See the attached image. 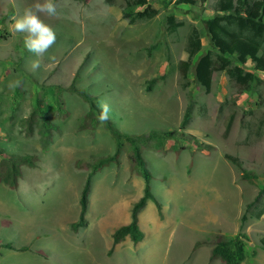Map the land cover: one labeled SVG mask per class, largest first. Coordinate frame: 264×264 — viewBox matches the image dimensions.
<instances>
[{"label": "rangeland", "instance_id": "rangeland-1", "mask_svg": "<svg viewBox=\"0 0 264 264\" xmlns=\"http://www.w3.org/2000/svg\"><path fill=\"white\" fill-rule=\"evenodd\" d=\"M194 1L187 5L177 0H147L155 15L128 24L121 19V11L141 9L125 8L123 0H53L56 14L38 15L54 30L56 40L36 55L24 47L27 33L16 32L12 26L25 9L43 0H0V158L7 154L37 156L33 168L20 167L15 190L4 187L0 179V244L26 248L22 252L0 249V264H222L211 259L209 252L221 236L229 235L203 234L222 210L219 195L225 190L222 183H211L214 173L232 176L235 194L241 198L236 233L243 232L247 241L240 264H264V251L258 246L264 223L248 218L240 227L239 221L264 172V74L253 71L250 62L241 65L229 58L230 66L258 79L238 95L242 88L218 70L219 54L209 44L201 23L213 16L215 0ZM170 16L178 24L172 31L166 22ZM191 29L198 34L200 51L191 57L182 78L178 67L186 58ZM205 52L213 68L207 90L193 77L195 62ZM33 61H39L38 69L32 68ZM151 78L155 82L146 92ZM70 85L95 102L96 98L104 101L108 119L121 132L175 131L174 138H160L164 153L144 150L141 154L153 176L150 191L160 203L161 218L155 217L162 226L152 225L154 206L147 201L150 204L142 213L145 241L132 246L124 240L109 256L110 234L127 221L128 206L136 200L139 184L134 182L128 152L122 148L115 163L97 171L87 197L85 226L75 233L70 230L77 220L78 197L89 166L113 152L101 123L91 134L76 131L88 108L68 91ZM188 102L192 104L191 120L183 133L192 135L193 142L180 139L177 128ZM229 115L230 128L223 136ZM42 116L57 128L50 133V144L53 138L54 143L45 154L37 134ZM180 146L184 148L178 153L171 151ZM223 154L240 159L242 170L256 175L255 180L241 181L239 171L223 160ZM261 206L262 202L247 214ZM181 233L209 240L193 246L207 247L202 262H194L193 249L176 250L184 245L182 241L179 246L173 244L171 238Z\"/></svg>", "mask_w": 264, "mask_h": 264}, {"label": "trees", "instance_id": "trees-1", "mask_svg": "<svg viewBox=\"0 0 264 264\" xmlns=\"http://www.w3.org/2000/svg\"><path fill=\"white\" fill-rule=\"evenodd\" d=\"M111 3L112 0H104ZM204 2L205 0H200ZM125 8L135 6L139 11H121V19L126 20L128 24H132L137 20L150 19L155 15V10L149 7L147 0H123ZM194 0H177V3L192 5ZM213 16L201 21L205 35L209 44L218 52L216 64L219 71H224L227 78L236 87L242 88L238 91V95L245 93L252 82L258 79L250 73L243 72L237 66H230L229 58H234L237 63L243 65L246 62L253 64V71L264 74V0H215L212 4ZM168 29L174 30L177 23L173 22L170 16L166 19ZM151 48V47H150ZM149 48V49H150ZM200 51V40L195 29H191L186 38V58L179 63V72L182 78L185 77L186 70L190 65V59ZM212 62L209 52L200 55L195 62L193 69L194 80L200 84L205 90L209 87L210 75L212 72ZM155 78H151L146 82L144 90L151 91ZM58 88V87H56ZM68 91L77 95L87 105V112L83 116L80 123L76 126V131L87 132L91 134L94 127L101 123L102 128L108 133L112 143L113 152L110 155L98 157L95 162L89 166V172L86 174L82 188L78 197V215L77 220L70 225L72 232L85 226V213L87 207V197L90 188V181L95 172L104 166L115 163L117 156L122 148L128 152L127 159L131 170L142 181L141 195L130 206L129 221L127 224L120 225L110 234V248L107 251L109 256L114 246L122 243L125 238L128 239L132 246H135L143 239V233L138 228L137 214L144 207L146 201H151L156 209L158 218H161L160 204L153 198L150 193L149 181L152 179L150 172L146 167V163L142 157L144 150L164 153L160 138H174L175 131L158 132L157 130H149L145 133L133 134L125 133L117 130L112 126L109 119L101 122L98 119L101 109L97 106L93 97L83 90L74 88L72 85L68 87ZM255 106H259L255 104ZM264 108V105H263ZM192 104L188 102L183 110L182 116L178 123L180 139L187 140L194 137L190 134L183 133L184 128L191 120ZM37 111L34 109L33 112ZM42 115V114H41ZM31 118V117H29ZM39 130L40 149L42 153L48 151L50 144V133L56 131V126L49 123L43 116L41 117ZM232 120V115L227 117L224 124L223 136L228 133ZM262 122L264 123V111ZM208 150H213L210 145H203ZM184 146L171 148L174 153H178ZM222 158L227 163L234 166L239 171V179L247 183L255 180L254 174L242 170L241 161L235 156L223 154ZM37 161L36 155H4L0 158L1 183L9 190H15L21 177L20 167L33 168ZM76 169H80L77 162L74 163ZM262 202V206L252 213H248L249 209H253L257 204ZM264 213V172L261 177L259 188L252 200L244 205V210L239 218L240 227L248 218L257 220ZM247 236L239 231L233 236H221V239L211 247L210 258L218 259L222 264H240L244 258V243ZM259 248L264 251V235L258 239ZM0 249L12 250L16 252L25 251V247L13 248L10 243L0 244Z\"/></svg>", "mask_w": 264, "mask_h": 264}, {"label": "crops", "instance_id": "crops-1", "mask_svg": "<svg viewBox=\"0 0 264 264\" xmlns=\"http://www.w3.org/2000/svg\"><path fill=\"white\" fill-rule=\"evenodd\" d=\"M96 102L98 103L99 107H100L101 104H104V101H101V100H99L97 98H96ZM53 143H54V138L52 139V143L50 144V149L53 146ZM193 163L195 164L196 162H193ZM146 166H147V164H146ZM151 176H152V174H151ZM96 177H97V172H95L93 174L92 178H91L90 187H91V184L93 182L95 183ZM134 178H135L134 182L139 184V192H138L137 197H136V200H137L140 197V195H141L140 185L142 187V181H141V179L137 178L136 175H135ZM219 182L222 183L221 187L223 189V192L225 190L224 194L222 193V195H219V196H221V201L222 202L220 204V207H221L222 210L220 211V214H218L216 216L215 222L212 225L211 229L206 231V232H204L203 234L212 235V234H219L220 233V234H224V235L233 236V235L236 234V228H237L236 221L238 219V216L240 214V209H241V206H242L241 198L238 195L235 194V186H234L235 184H234V178L232 176L226 175V174L219 175L218 173H214L212 178H211V183H213L214 185H217ZM149 186L151 188V185H149ZM0 193H1V191H0ZM150 193H151V191H150ZM153 198H154V196H153ZM154 199L157 202H159L156 198H154ZM136 200H134L133 203ZM133 203H131V204H133ZM131 204L128 206L129 209H130ZM146 204H150V203L149 202L145 203L144 207L137 214L138 228L140 229V231L142 233H143V227H145V222L143 220L144 218L142 217V213L145 210V207H147ZM153 206H154V204H153ZM162 208H163L162 210H164V205L163 204H162ZM127 215H128L127 221L125 223H123V224H119V226L128 223V221H129V212H128ZM151 215H152V218H151L152 219V225L154 224L155 227L162 226V225H159L161 223L156 221V217L155 216L157 215V212H156L155 206L151 207ZM84 218H85V216H84ZM255 221H258V223H260V222L264 223V213L259 217V219L255 220ZM80 229H83V228H80ZM80 229H78V230H80ZM173 237L171 238V241H174L173 244L179 246L180 243H181L179 241H182V243L184 245V247L182 249H176L177 251H180L182 253H186V252H189L190 249H193L192 250V259L194 260L195 263L196 262L197 263L198 262H202L204 260L205 256L208 255L207 247H204L203 245H200L197 248L193 247L196 242L197 243H202L203 240H207L206 238H202V237L201 238H197V237L193 238V237H190L189 235H187L186 233L178 234L176 236V238H173ZM145 239H146V236L143 233V239L142 240L145 241ZM124 240H128V239L125 238ZM175 241H178V242L175 243ZM206 242L208 244L209 240H207ZM173 258H176V257H173Z\"/></svg>", "mask_w": 264, "mask_h": 264}, {"label": "clouds", "instance_id": "clouds-1", "mask_svg": "<svg viewBox=\"0 0 264 264\" xmlns=\"http://www.w3.org/2000/svg\"><path fill=\"white\" fill-rule=\"evenodd\" d=\"M38 13L55 15L56 7L53 0L34 3L30 8L25 9L23 16L17 19L12 27L16 32L27 33L24 37V47L27 51L42 55L55 43L56 35L50 26L42 22ZM39 67V61L32 62L33 69ZM100 107L98 119L103 122L108 119L109 107L107 104H101Z\"/></svg>", "mask_w": 264, "mask_h": 264}]
</instances>
